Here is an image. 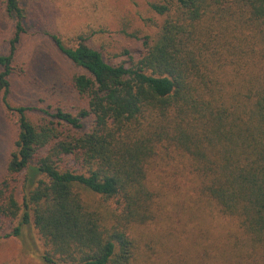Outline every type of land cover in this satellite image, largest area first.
I'll return each instance as SVG.
<instances>
[{
	"label": "trees",
	"instance_id": "16d2710c",
	"mask_svg": "<svg viewBox=\"0 0 264 264\" xmlns=\"http://www.w3.org/2000/svg\"><path fill=\"white\" fill-rule=\"evenodd\" d=\"M171 1L172 14L168 2H150L168 16L126 62L108 60L84 36L69 46L48 33L79 69L70 79L78 110L51 112L11 102L28 15L20 0H0L12 32L0 52V96L19 128L0 180V217L19 219L15 236L33 221L51 264L149 261L136 227L160 208L150 167L175 154L235 221L225 264H246L242 249L235 257L241 230L264 256V0Z\"/></svg>",
	"mask_w": 264,
	"mask_h": 264
},
{
	"label": "rangeland",
	"instance_id": "374dc122",
	"mask_svg": "<svg viewBox=\"0 0 264 264\" xmlns=\"http://www.w3.org/2000/svg\"><path fill=\"white\" fill-rule=\"evenodd\" d=\"M27 10L28 33L19 44L12 78L10 99L13 104L49 107L58 105L77 111L78 95L70 79L79 69L60 54L48 33L75 46L84 36L114 63L126 62L130 53L139 56L146 35L155 34L168 14L175 11L171 0H20ZM168 2L170 12L161 15L150 2ZM10 23L0 9V52L8 51ZM128 54H127V53ZM31 115V114H30ZM31 118L38 121L35 114ZM15 113L5 108L0 96V180L6 174L10 153L18 137ZM157 159L150 167V180L159 192L157 218L136 227L144 255H152L144 264H225L232 255L230 230L234 220L224 216L192 180V173L179 155L170 160ZM195 179V178H193ZM89 201L98 197L89 194ZM115 204V200L109 201ZM19 219L0 217V264H51L44 257L45 244L33 221L12 235ZM246 264H264L258 247L240 232Z\"/></svg>",
	"mask_w": 264,
	"mask_h": 264
}]
</instances>
